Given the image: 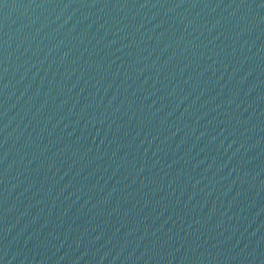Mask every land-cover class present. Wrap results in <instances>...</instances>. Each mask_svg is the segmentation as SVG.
Returning a JSON list of instances; mask_svg holds the SVG:
<instances>
[{
    "label": "water",
    "instance_id": "obj_1",
    "mask_svg": "<svg viewBox=\"0 0 264 264\" xmlns=\"http://www.w3.org/2000/svg\"><path fill=\"white\" fill-rule=\"evenodd\" d=\"M264 175V0H0V264H158Z\"/></svg>",
    "mask_w": 264,
    "mask_h": 264
}]
</instances>
